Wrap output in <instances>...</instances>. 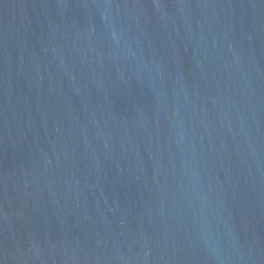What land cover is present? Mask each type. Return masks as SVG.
I'll use <instances>...</instances> for the list:
<instances>
[{"label":"water","instance_id":"95a60500","mask_svg":"<svg viewBox=\"0 0 264 264\" xmlns=\"http://www.w3.org/2000/svg\"><path fill=\"white\" fill-rule=\"evenodd\" d=\"M0 264H264V0H0Z\"/></svg>","mask_w":264,"mask_h":264}]
</instances>
